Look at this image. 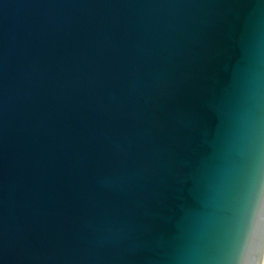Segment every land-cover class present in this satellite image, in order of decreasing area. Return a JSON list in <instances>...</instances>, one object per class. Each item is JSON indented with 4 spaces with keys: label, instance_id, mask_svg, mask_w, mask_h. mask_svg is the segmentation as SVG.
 I'll use <instances>...</instances> for the list:
<instances>
[{
    "label": "water",
    "instance_id": "water-1",
    "mask_svg": "<svg viewBox=\"0 0 264 264\" xmlns=\"http://www.w3.org/2000/svg\"><path fill=\"white\" fill-rule=\"evenodd\" d=\"M0 264H264V0H0Z\"/></svg>",
    "mask_w": 264,
    "mask_h": 264
}]
</instances>
